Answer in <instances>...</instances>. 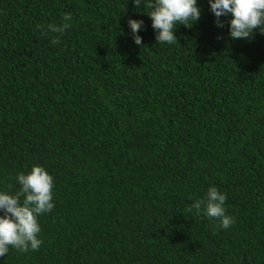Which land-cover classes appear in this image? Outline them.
<instances>
[{
    "label": "trees",
    "instance_id": "obj_1",
    "mask_svg": "<svg viewBox=\"0 0 264 264\" xmlns=\"http://www.w3.org/2000/svg\"><path fill=\"white\" fill-rule=\"evenodd\" d=\"M197 4L156 44L132 0H0V188L38 164L55 205L0 264H264V34ZM210 185L228 229L189 211Z\"/></svg>",
    "mask_w": 264,
    "mask_h": 264
},
{
    "label": "clouds",
    "instance_id": "obj_2",
    "mask_svg": "<svg viewBox=\"0 0 264 264\" xmlns=\"http://www.w3.org/2000/svg\"><path fill=\"white\" fill-rule=\"evenodd\" d=\"M132 4L137 11L147 8L144 12L151 19L156 44L177 41L176 25L191 26L200 16L197 0H132ZM208 4L217 27H223L221 17L230 16L228 36L231 39H248L254 31L264 34V0H208ZM70 19L71 16L65 14V23L48 24L47 30L62 34L69 27L66 22ZM127 23L134 43L142 47L138 32L143 21L129 18ZM40 27L44 31L43 26ZM58 42V37L51 40L52 44ZM15 183L18 185L15 191L0 188V257H4L10 248L21 252L38 250L42 244L38 217L50 213L55 207L54 180L43 166L34 164L30 170L18 172ZM226 200L225 193L210 185L202 198L192 201L189 211L203 212L206 217L216 219L220 229H228L234 218L226 214Z\"/></svg>",
    "mask_w": 264,
    "mask_h": 264
}]
</instances>
